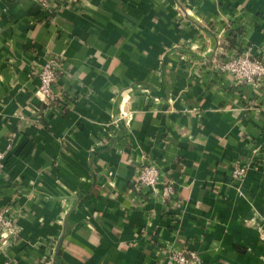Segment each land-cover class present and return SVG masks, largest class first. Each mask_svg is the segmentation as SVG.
I'll return each instance as SVG.
<instances>
[{"label":"crops","instance_id":"1","mask_svg":"<svg viewBox=\"0 0 264 264\" xmlns=\"http://www.w3.org/2000/svg\"><path fill=\"white\" fill-rule=\"evenodd\" d=\"M239 29L264 62V0H0V211L18 229L0 264H264V91L213 63Z\"/></svg>","mask_w":264,"mask_h":264},{"label":"built area","instance_id":"2","mask_svg":"<svg viewBox=\"0 0 264 264\" xmlns=\"http://www.w3.org/2000/svg\"><path fill=\"white\" fill-rule=\"evenodd\" d=\"M41 10L51 13L57 10L60 0H34ZM220 45V46H219ZM220 47V56H217L214 68L224 75L231 77L236 85H252L257 90L264 91V62L258 58L252 57L248 52L240 53L237 49L227 51ZM231 52V53H230ZM58 70L52 63L44 64L39 70L40 85L36 91L37 98L47 105L57 101V95L54 91V83L58 77ZM13 141L10 138L7 145V151L12 149ZM7 152H0V175L5 169ZM248 164H238L232 168V177L235 180H242L248 172ZM138 184L142 188L158 189L160 184V173L156 166L145 165L138 173ZM162 195L166 201L176 202V191L173 186L165 185L161 189ZM8 210L0 211V237L3 242L14 240L18 237V229L14 220L7 216ZM169 259L174 264H202L200 255L192 250H169ZM56 248H53L44 258V264H56Z\"/></svg>","mask_w":264,"mask_h":264},{"label":"trees","instance_id":"3","mask_svg":"<svg viewBox=\"0 0 264 264\" xmlns=\"http://www.w3.org/2000/svg\"><path fill=\"white\" fill-rule=\"evenodd\" d=\"M242 34V31L236 30V32H229V47L230 49H235L238 45V37Z\"/></svg>","mask_w":264,"mask_h":264},{"label":"rangeland","instance_id":"4","mask_svg":"<svg viewBox=\"0 0 264 264\" xmlns=\"http://www.w3.org/2000/svg\"><path fill=\"white\" fill-rule=\"evenodd\" d=\"M221 41L223 42V40H221ZM223 44H224V43H223ZM223 44L221 45V47H222V48H226V46H224ZM219 48H220V47H219ZM227 50H229V49H227ZM240 53H241V52H240ZM217 56H220V54H218ZM211 64H213V63H211Z\"/></svg>","mask_w":264,"mask_h":264}]
</instances>
